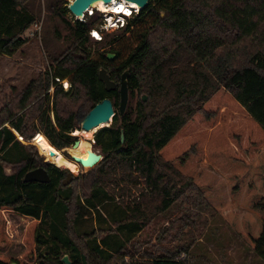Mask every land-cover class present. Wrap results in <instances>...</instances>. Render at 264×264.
I'll return each mask as SVG.
<instances>
[{
  "label": "trees",
  "instance_id": "obj_1",
  "mask_svg": "<svg viewBox=\"0 0 264 264\" xmlns=\"http://www.w3.org/2000/svg\"><path fill=\"white\" fill-rule=\"evenodd\" d=\"M29 1L0 0V55L14 56L27 43L23 36L36 22L28 10ZM56 1L62 15L69 11L68 0ZM67 24L71 48L53 60L51 74H45L44 82L32 81L19 99L6 97L0 107V163L15 167V173L5 179L8 188L0 197V213L34 219L25 234L27 242L50 241L53 246L48 249L54 256L58 254L55 246L59 251L63 246L74 253L76 261L80 258L68 228L74 198L73 182L63 186L68 171L31 158H20L14 165L4 154L26 148L20 138L36 142L41 132L55 149L73 144L77 139L72 133L87 113L79 118L78 113L63 110L69 104L60 97L78 105L82 89L88 112L106 98L119 112L121 77L130 70V98L140 95L136 118L132 120L127 112L117 127L99 133L97 143L104 158L96 175L88 178L93 197L104 182H117L112 179L117 176L123 182L136 172L146 178L153 192L165 194L164 208L168 209L175 202L172 182L184 180L264 262V0H150L119 39L94 52L88 47L91 22ZM110 54L115 55L113 60ZM102 68L117 83V90L106 91L99 79ZM66 79L72 86L67 92L61 84ZM51 86L55 87L56 110L37 109L38 128L31 124L32 104ZM6 113L9 116L3 119ZM39 167L47 170L50 183H25V175ZM160 168L168 169L176 179H168ZM107 195L104 192L103 198ZM88 204L96 207L94 202ZM50 212L62 229L54 226L52 239H45L42 229L34 226ZM137 224L120 222L118 229L135 235L144 228ZM101 246L106 249L98 244L87 247L97 264H110L112 253L124 250L118 242L110 245L102 240ZM11 261L0 256V264ZM40 264L63 263L58 258L43 259ZM148 264L187 263L164 255Z\"/></svg>",
  "mask_w": 264,
  "mask_h": 264
},
{
  "label": "rangeland",
  "instance_id": "obj_2",
  "mask_svg": "<svg viewBox=\"0 0 264 264\" xmlns=\"http://www.w3.org/2000/svg\"><path fill=\"white\" fill-rule=\"evenodd\" d=\"M71 1L68 0V3ZM60 6L56 0H30L28 2V10L35 15L36 22L23 36L27 43L14 56L0 55V107L10 95L19 99L32 81L44 82L45 74H51L53 71V60L67 53L71 48V28L67 22L74 26L78 20L69 11L62 15ZM134 15L124 18L125 26H122L123 21L112 29L107 23L106 13L99 7L91 9L85 18L81 19L82 22H91L89 49L94 52L99 47L119 39ZM95 31L101 34V40L93 38L91 33ZM66 83H68L67 87ZM61 84L66 92L72 89L68 79L62 81ZM54 94L55 87L51 86L47 92L41 93L39 100L32 104L34 111L31 116L34 118L31 124L33 126L39 128L38 115L40 112L48 109L56 110ZM79 95L78 105L60 97L62 103L69 104L68 108L61 106L60 108L78 113V117L82 118L88 113L89 104L84 90L79 89ZM139 100V93L129 100L126 113H130L132 120L136 118ZM37 109L41 111L38 113ZM12 112H15L14 105ZM55 112L51 114L54 123ZM8 116L9 114L6 113L3 119ZM120 122L121 115L116 110V116L107 126L117 127ZM101 130L99 129L87 143L91 151L93 150L104 158L102 149L97 143ZM39 134L42 135L37 138L36 142H26L18 137L26 148L16 147L12 151L9 150L8 155L4 154V157L13 164L20 158L37 159L41 164L48 161L61 170L70 169L74 173V180L70 186L74 198L70 202L69 225H67L71 229L70 236L78 245L81 256L76 261L74 253L66 248L62 249L63 246H61L59 247L61 249L59 259L67 256L74 264H97L94 253L92 255L87 247L98 244L102 249H106L101 246V241L105 240L110 245L118 242L119 246L124 247L119 254L112 253L109 247L107 248L114 259L110 264H148L152 259L164 255L170 257L174 255L179 261H185L187 264H264L249 246L227 226L222 217L203 202L199 193L186 181L182 180V184L172 182L175 190L171 192L175 202L168 209L164 208L165 194L153 192L147 186L146 178L136 172L131 173L130 178L123 182L120 176L112 178L117 182L110 180L104 182L98 196L93 197L94 192L91 193L88 178L96 175L99 166L90 170L78 166L70 157V149L77 147L71 144L66 147L68 148L66 152H61L66 148L59 150L53 148L44 134L42 132ZM75 138L81 139L80 136ZM31 147H35V152ZM54 155H58L60 159L54 161ZM160 171L167 175L168 179H176L168 169L160 168ZM0 172H2L0 173L1 197L8 186L5 179L15 173V167L12 164L1 162ZM104 192L108 193L107 198H103ZM88 201L94 202L96 207L88 206ZM33 221L34 219L23 218L15 213H0V225L6 224L10 235V242L0 246V255L18 259L23 264H40L39 252L37 251L38 257L36 255L32 258L34 253L27 250L24 244L26 228ZM120 222L121 224L135 222L138 223L137 225L142 224L144 228L135 235L130 232L124 233L118 229ZM38 224L46 235L45 239H52L54 226L62 229V224L54 219L51 212L44 216L43 221H38ZM46 251L49 249L42 250V253Z\"/></svg>",
  "mask_w": 264,
  "mask_h": 264
},
{
  "label": "water",
  "instance_id": "obj_3",
  "mask_svg": "<svg viewBox=\"0 0 264 264\" xmlns=\"http://www.w3.org/2000/svg\"><path fill=\"white\" fill-rule=\"evenodd\" d=\"M114 1L119 0H72L68 5L67 8L71 15H73L78 21H81V19L85 18L86 14L89 13L91 9L95 7V5L99 2H103L105 4L113 3ZM128 3L135 4L139 11L135 12L139 13L141 10H144L148 7L150 0H125ZM162 16H165L164 13H162ZM108 58L110 60H113L115 58V55L110 54L108 55ZM130 76V70H127L123 73L121 77L120 82V106H119V114L121 116H124L130 100V92H129V86H128V78ZM99 79L101 82H103L105 89L107 92L115 91L118 88V85L115 81L111 79V76L109 75L108 71L105 68H102L99 72ZM143 101L146 102L148 100L147 96L142 97ZM116 116V111L114 108L113 101L109 98L104 99L100 103H98L92 110H90L86 116L83 118V120L80 123V128L78 130H84V131H90L95 127H98L103 124H109L113 121L114 117ZM109 128V126H103L100 129ZM77 131V129H75ZM124 141V138L122 136V142ZM79 145V140H76L73 143V147H77ZM71 159L74 163H76L78 166L82 168L91 167V169H94L96 166H98L101 161L103 160L102 156L93 150L89 152L86 159H83L81 157H75L71 156ZM48 165H52L50 163L44 162ZM54 166V165H52ZM56 167V166H55ZM68 174L66 176V179L63 181V186H69L73 180L74 175L69 170ZM25 183L30 182H36L41 184H48L50 183V176L43 167H39L35 170L29 171L24 178ZM63 262L66 264H69L68 257L65 256L63 259ZM11 264H17V263H11Z\"/></svg>",
  "mask_w": 264,
  "mask_h": 264
},
{
  "label": "bare ground",
  "instance_id": "obj_4",
  "mask_svg": "<svg viewBox=\"0 0 264 264\" xmlns=\"http://www.w3.org/2000/svg\"><path fill=\"white\" fill-rule=\"evenodd\" d=\"M107 14V23H109V28H115L118 24L121 22H125V17H131L134 15L135 12L139 11V8L133 4L128 3L125 0H119L114 1L110 4H105L103 2H99L95 5V8H98ZM135 10V12L133 11ZM93 12V11H92ZM93 37L96 38V40L102 39L101 34L97 31L94 32ZM68 86V83H66V87ZM109 125V124H107ZM106 124L100 125L98 127L93 128L90 131H84V130H78L73 131V136L75 137H81L79 140V145L77 148H71L70 149V155L75 157H81L83 159H86L89 152L91 151L89 144L87 143L89 139L93 138V135L103 126H107ZM60 158L58 155H54L53 160L58 161ZM85 169L90 170L91 167H86ZM73 173V172H72ZM74 174V173H73Z\"/></svg>",
  "mask_w": 264,
  "mask_h": 264
},
{
  "label": "flooded vegetation",
  "instance_id": "obj_5",
  "mask_svg": "<svg viewBox=\"0 0 264 264\" xmlns=\"http://www.w3.org/2000/svg\"><path fill=\"white\" fill-rule=\"evenodd\" d=\"M124 24H125V22H124ZM70 167H72V165L70 166ZM70 170V169H69ZM74 170V169H73ZM71 171V170H70ZM72 172V171H71ZM66 179V178H65ZM29 227H30V225L26 228V231H25V234H26V232H27V230L29 229ZM40 228V225L38 224H36L35 226H34V229L36 230H38ZM38 232V231H37ZM41 232H44L43 230H41ZM10 235H9V231H8V229H7V225L6 224H3V225H0V241H2L1 243H0V246L3 244H7V243H9L10 242V237H9ZM25 240V239H24ZM46 243H44V242H41V241H39V240H36V239H33V240H31L30 242H27L26 240L24 241V244L26 245V249L27 250H30L31 252H33L34 253V255H32L31 257L33 258V257H36V255H37V257H38V253H37V251L39 252V258H40V256H41V258H40V260L42 261L43 259L44 260H47V261H49V262H52V261H54V260H56V259H58L59 258V255H60V253H61V251H59L58 250V248L55 246V252H57L58 254L56 255V256H54L53 255V251H51V250H49V251H46V253H42V250H45V249H48V246H53L52 244V242H50V241H45ZM58 244V243H57ZM42 253V254H41ZM1 257H4V258H8V259H10V260H12L11 261V263H17V264H23L21 261H19L18 259H13V258H11V257H9V256H6V255H0ZM65 257V256H64ZM64 257H63V259H64ZM43 258V259H42ZM63 259H60V261L63 263V264H66V263H64L63 262ZM69 260V259H68ZM69 264H73V261H71V260H69ZM10 263V264H11Z\"/></svg>",
  "mask_w": 264,
  "mask_h": 264
},
{
  "label": "built area",
  "instance_id": "obj_6",
  "mask_svg": "<svg viewBox=\"0 0 264 264\" xmlns=\"http://www.w3.org/2000/svg\"><path fill=\"white\" fill-rule=\"evenodd\" d=\"M120 24H121V23H120ZM122 26H125V25L123 24ZM91 35L93 36V35H94V32H93V33H91Z\"/></svg>",
  "mask_w": 264,
  "mask_h": 264
}]
</instances>
